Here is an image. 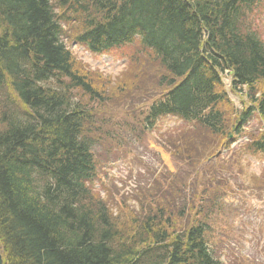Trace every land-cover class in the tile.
<instances>
[{
  "label": "trees",
  "instance_id": "obj_1",
  "mask_svg": "<svg viewBox=\"0 0 264 264\" xmlns=\"http://www.w3.org/2000/svg\"><path fill=\"white\" fill-rule=\"evenodd\" d=\"M71 44L129 59L118 104L148 109L140 122H124L132 130L125 142L157 135L161 119L180 122L156 142L188 171L138 173L175 205L145 188V207L114 216L100 193L111 179L101 161L116 157L122 137L113 115L96 109L109 106L112 80L88 71ZM140 69L157 86L143 99ZM261 155L264 0H0L4 264H245L223 255L232 225L223 200L264 194V169L243 175Z\"/></svg>",
  "mask_w": 264,
  "mask_h": 264
},
{
  "label": "rangeland",
  "instance_id": "obj_2",
  "mask_svg": "<svg viewBox=\"0 0 264 264\" xmlns=\"http://www.w3.org/2000/svg\"><path fill=\"white\" fill-rule=\"evenodd\" d=\"M70 50L73 51L75 56L78 57L82 62L88 66V71L100 72L105 77H110L112 84L107 86L109 88L108 95L110 98L108 102L110 103L106 109H99L96 105L100 118L103 117V112H108L113 115V119L118 123V127L121 137L123 147L119 149L117 146H113V153L116 157L109 162H104L103 168L108 169V176L110 181L107 183L108 192L105 193L100 190L102 197L111 204V210L114 211V216L119 213H124L129 210V212H138L145 204L148 203L151 197L147 196L145 188L151 193L158 192L159 194H165L166 197L174 204V196L171 192L164 190L161 193L160 190L154 189L149 185L144 186V182L138 179V173H145L144 169L148 166L157 170L156 177L159 178L161 172L167 177L177 176L181 171H188L186 163L174 157L173 152H168L164 150L156 142L159 134L168 131L169 129L175 128L180 124L178 120L172 118L161 119L157 123V135L156 130L149 131L145 134L144 140L141 142H135L132 144V140L125 142L131 130V127L127 128L123 126L124 122L126 124H136L135 118L138 122L141 121L140 113H144L148 106H139L134 104V109L132 110V102L129 101V111L125 110L121 104L118 103V96L116 94L117 89L120 87L119 79L122 77L123 73L126 72V67L129 59L127 57L121 58L115 53H109L107 55H96L88 52L82 47L71 44L68 45ZM140 71V76L142 77L141 84L139 86V93L143 99L147 93H154L157 89L155 83ZM152 76L153 73H148ZM155 77V76H154ZM96 80L106 85L101 76H97ZM225 86L227 88L228 94L231 101L235 105L238 111L243 109L241 105L240 97H237L231 92V79L228 75H225L223 79ZM134 90H132L133 92ZM131 92V93H132ZM88 103V99H83ZM95 104V103H94ZM135 128V126H134ZM133 128V129H134ZM253 129V128H251ZM240 144V142L238 143ZM112 147H110L111 149ZM129 149L131 151L130 155H125L124 150ZM104 148L99 150L102 155ZM173 155H172V154ZM183 160L182 156H179ZM101 159L104 160V157ZM264 169V155L256 156L250 158V167L244 169L245 177L248 178L247 173L251 175H259ZM105 173V172H103ZM255 185V183H253ZM141 187V188H140ZM140 188V189H138ZM151 195V194H150ZM226 213L224 214L227 218L225 219L231 227L227 228V234L224 235V250L223 255L225 259L231 263H234L235 259L240 260L241 258L245 264H264V194H260L255 191L253 193L245 190L239 193V198L227 197L223 200ZM145 203V204H144ZM183 224V222H182ZM231 258V261H230ZM234 259V260H232ZM238 264V263H236Z\"/></svg>",
  "mask_w": 264,
  "mask_h": 264
},
{
  "label": "water",
  "instance_id": "obj_3",
  "mask_svg": "<svg viewBox=\"0 0 264 264\" xmlns=\"http://www.w3.org/2000/svg\"><path fill=\"white\" fill-rule=\"evenodd\" d=\"M0 264H3V259H2L1 254H0Z\"/></svg>",
  "mask_w": 264,
  "mask_h": 264
}]
</instances>
